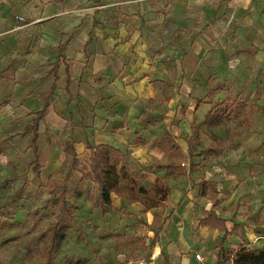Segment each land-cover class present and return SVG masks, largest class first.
Here are the masks:
<instances>
[{
  "label": "crops",
  "instance_id": "0c3cea01",
  "mask_svg": "<svg viewBox=\"0 0 264 264\" xmlns=\"http://www.w3.org/2000/svg\"><path fill=\"white\" fill-rule=\"evenodd\" d=\"M251 69L264 72V0H0L1 125L29 148L31 135L23 133L48 102L39 125L47 159L42 173L54 156L61 167L67 160L61 141L74 143L88 162L89 147L120 150L125 167L147 175V189L164 179L166 208L143 214L142 205L112 195L113 208L100 209L113 219L95 221L96 234L157 242L153 254L158 247L155 259L162 260L155 264H198L201 250L217 264L224 234L200 226L208 212L227 221L229 231L239 227L227 249L264 236V230L258 234V225L264 229V155L238 151L218 158L228 167L205 172L190 157L186 138L207 127L218 89L247 78ZM167 132L182 159L166 181L170 171L150 167L168 163ZM78 176L75 171L69 191ZM157 215L163 228L155 241ZM120 255L126 262L130 251Z\"/></svg>",
  "mask_w": 264,
  "mask_h": 264
},
{
  "label": "rangeland",
  "instance_id": "374dc122",
  "mask_svg": "<svg viewBox=\"0 0 264 264\" xmlns=\"http://www.w3.org/2000/svg\"><path fill=\"white\" fill-rule=\"evenodd\" d=\"M218 90H223L216 98V104H221L225 111L224 123L213 129L203 127L193 136L186 137L191 141L189 155L195 157L196 167L201 169L226 168L227 161L225 163L218 158H228L238 151L250 152L252 157L257 152L264 155V72L251 69L247 78L241 76ZM1 123L0 118V264H155L158 259L162 260L161 256L155 259L156 253L153 254L157 242L147 246L143 237L122 239V235L106 234L108 232L104 230L96 234V219L113 218L85 201V195L92 193L96 196L98 188L89 184L85 186L81 182L82 174L70 186L69 200L74 219L66 221L68 234L52 259L48 258L51 236L48 226L57 213L52 200L58 191L49 189L47 180L54 179L56 186L60 187L67 169L58 165L54 156L39 182L30 164L33 151L23 144L22 138L10 135L14 131L5 129ZM81 163V170H88L86 158H81ZM184 169L180 168L181 174L189 175ZM171 175H165V180H170ZM79 193L81 197H77ZM116 222L118 224L119 219ZM237 229L239 232V227ZM258 229V234L264 230L261 225H258ZM241 240L242 244L235 250L241 246L249 249H262L261 245L264 247V236L249 242ZM215 243L216 239L210 236V247L215 246ZM124 250L130 251L126 262L120 255ZM199 254L205 258L202 250ZM220 255L216 263L225 264ZM207 258L210 261L212 256L209 254ZM209 261L207 264H210Z\"/></svg>",
  "mask_w": 264,
  "mask_h": 264
},
{
  "label": "trees",
  "instance_id": "16d2710c",
  "mask_svg": "<svg viewBox=\"0 0 264 264\" xmlns=\"http://www.w3.org/2000/svg\"><path fill=\"white\" fill-rule=\"evenodd\" d=\"M48 102L44 104L42 112L38 113L33 125L26 128L23 136L30 134L31 143L29 148L33 150V159L31 161L32 172L39 182L42 181V171L46 165V156L40 146L39 125L44 120ZM225 111L221 104H216L212 112L206 119L208 128H218L224 123ZM50 144V141L47 140ZM57 146L62 148L67 156V160L63 163L62 168L67 169L63 184L57 187L54 179L50 178L47 187L58 194L53 198L52 203L57 209L54 221H52L48 229L51 232L48 258L52 256L61 247L62 242L66 238L69 227L66 224L68 219H74V213L70 207V191L68 182L72 178L75 171L82 174L81 182H92L98 188L97 196L88 193L85 198L86 202L92 203L96 208L109 207L113 208L112 195L126 199L131 205L140 204L144 207L143 214L154 209L166 208V202L170 197V188L161 178H157L155 184L147 189L144 182L147 175L142 171L132 172L122 164L125 155L118 149L107 145L97 147H89L91 151L89 168L86 171L81 170V160L76 152L74 143L57 142ZM163 150L167 164L158 162L150 167V170L161 169L170 171L171 174L179 168L182 159V152L174 138L167 132ZM205 185V184H204ZM207 190V189H206ZM81 193L77 197H81ZM217 204L215 203L214 206ZM163 218L159 215L154 217L152 227L156 228L155 241L163 228ZM201 227H209L218 230L224 234L220 245L219 252L225 264H264V248L249 249L241 246L238 250L225 248V243L230 236L238 235V226L234 231H229L227 221L219 217L215 212H208L207 216L201 220ZM169 264V262H167Z\"/></svg>",
  "mask_w": 264,
  "mask_h": 264
},
{
  "label": "built area",
  "instance_id": "2783aa9c",
  "mask_svg": "<svg viewBox=\"0 0 264 264\" xmlns=\"http://www.w3.org/2000/svg\"><path fill=\"white\" fill-rule=\"evenodd\" d=\"M195 259L198 262V264H207V260L201 254H197L195 256Z\"/></svg>",
  "mask_w": 264,
  "mask_h": 264
},
{
  "label": "bare ground",
  "instance_id": "6f19581e",
  "mask_svg": "<svg viewBox=\"0 0 264 264\" xmlns=\"http://www.w3.org/2000/svg\"><path fill=\"white\" fill-rule=\"evenodd\" d=\"M158 252H159V249H158V247H157V249H156V251H155L156 255L158 254ZM134 264H136V263H134Z\"/></svg>",
  "mask_w": 264,
  "mask_h": 264
}]
</instances>
